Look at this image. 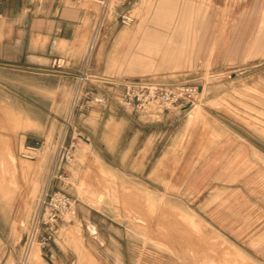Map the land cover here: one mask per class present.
<instances>
[{"label":"rangeland","instance_id":"obj_1","mask_svg":"<svg viewBox=\"0 0 264 264\" xmlns=\"http://www.w3.org/2000/svg\"><path fill=\"white\" fill-rule=\"evenodd\" d=\"M83 5L96 58L0 52V264H264V0ZM141 81L199 94L148 115Z\"/></svg>","mask_w":264,"mask_h":264},{"label":"crops","instance_id":"obj_2","mask_svg":"<svg viewBox=\"0 0 264 264\" xmlns=\"http://www.w3.org/2000/svg\"><path fill=\"white\" fill-rule=\"evenodd\" d=\"M96 26V10L70 0H0V52L11 45L19 56L28 43L30 57L80 64L96 58ZM83 34L89 35L86 47L74 49Z\"/></svg>","mask_w":264,"mask_h":264},{"label":"built area","instance_id":"obj_3","mask_svg":"<svg viewBox=\"0 0 264 264\" xmlns=\"http://www.w3.org/2000/svg\"><path fill=\"white\" fill-rule=\"evenodd\" d=\"M83 4L85 0H70ZM199 94V88L191 84L160 85L149 82H129L126 84V94L122 100L124 106L148 115H161L167 112L185 110L192 106ZM73 209L71 197L64 192L51 195L48 199L42 225L53 232L54 228ZM52 239H44L43 247Z\"/></svg>","mask_w":264,"mask_h":264},{"label":"bare ground","instance_id":"obj_4","mask_svg":"<svg viewBox=\"0 0 264 264\" xmlns=\"http://www.w3.org/2000/svg\"><path fill=\"white\" fill-rule=\"evenodd\" d=\"M202 94V93H201ZM191 118H193V114H191ZM102 197V196H101ZM103 198V197H102ZM101 199V198H100ZM70 214H72V213H70ZM68 217H69V215H68ZM32 251H33V249H32ZM33 254H34V252H32V255H30V256H33Z\"/></svg>","mask_w":264,"mask_h":264}]
</instances>
